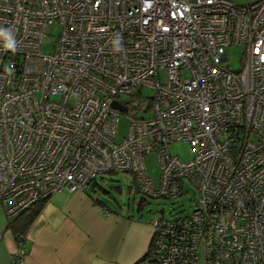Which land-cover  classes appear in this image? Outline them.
I'll list each match as a JSON object with an SVG mask.
<instances>
[{
  "label": "built area",
  "instance_id": "obj_1",
  "mask_svg": "<svg viewBox=\"0 0 264 264\" xmlns=\"http://www.w3.org/2000/svg\"><path fill=\"white\" fill-rule=\"evenodd\" d=\"M240 1L0 0L16 45L0 38L8 222L124 172L145 198L198 200L184 216L150 220L142 264H264V0ZM239 45L232 71L226 51ZM121 116L128 130L116 142ZM174 143L189 144L192 159L172 155ZM16 240L10 264H25Z\"/></svg>",
  "mask_w": 264,
  "mask_h": 264
},
{
  "label": "crops",
  "instance_id": "obj_2",
  "mask_svg": "<svg viewBox=\"0 0 264 264\" xmlns=\"http://www.w3.org/2000/svg\"><path fill=\"white\" fill-rule=\"evenodd\" d=\"M94 199L90 188L52 196L26 234L19 235L24 263L142 264L153 234L150 221L129 209L102 208ZM16 237L0 204V264H10Z\"/></svg>",
  "mask_w": 264,
  "mask_h": 264
},
{
  "label": "rangeland",
  "instance_id": "obj_3",
  "mask_svg": "<svg viewBox=\"0 0 264 264\" xmlns=\"http://www.w3.org/2000/svg\"><path fill=\"white\" fill-rule=\"evenodd\" d=\"M241 2L240 0H237ZM60 28L54 25L50 28V38L48 43H51L53 37H57ZM243 47L241 45L229 48L226 51L228 62L225 64L232 71L239 70L241 66ZM149 96L150 94L147 93ZM128 130V123L126 119L121 116L118 120L117 137L116 142H120L125 136ZM169 152L178 156L182 161H189L192 159V149L187 143H174L169 146ZM145 165L148 173L151 175L154 181L157 180L159 175V165L157 164L154 154L147 155L145 157ZM96 181L100 188L108 192L103 194L99 190V197L104 203L111 208L120 207L121 209H129V212H135L137 204L143 199V206L141 216L149 222L153 219L173 218L175 216L181 217L187 213H190L195 204L197 203V195L193 194V191L189 192V196L183 195L181 198L175 200H152L144 198L134 190L133 178L130 174L119 172L117 174H105L96 177Z\"/></svg>",
  "mask_w": 264,
  "mask_h": 264
},
{
  "label": "trees",
  "instance_id": "obj_4",
  "mask_svg": "<svg viewBox=\"0 0 264 264\" xmlns=\"http://www.w3.org/2000/svg\"><path fill=\"white\" fill-rule=\"evenodd\" d=\"M106 174H117L116 172H108ZM105 175V174H102ZM101 176V175H99ZM134 185V190L136 193L140 194L139 191L136 189L135 184ZM88 188H90V191L93 193V196L95 197L94 202L98 204L100 207L107 208L110 211L115 212V210L111 207H109L104 201L101 200L99 197V191L103 194H108L105 190L100 188V185H98V182L96 181V178H94ZM99 190V191H98ZM85 191V190H84ZM141 195V194H140ZM142 196V195H141ZM144 197V196H143ZM145 198V197H144ZM143 199L140 200V202L137 204V207L135 209L136 213L141 215V210L143 206ZM47 203V200H39L36 202L31 208L28 210L24 211L23 213H20L15 219H13L11 222H8V227L12 230V232L15 234V236L19 235H25L29 227L32 225L34 220L37 218V216L40 214L42 211L44 205ZM147 254L143 258V260L146 258ZM142 260V261H143Z\"/></svg>",
  "mask_w": 264,
  "mask_h": 264
},
{
  "label": "clouds",
  "instance_id": "obj_5",
  "mask_svg": "<svg viewBox=\"0 0 264 264\" xmlns=\"http://www.w3.org/2000/svg\"><path fill=\"white\" fill-rule=\"evenodd\" d=\"M0 38H3L5 40V44H4V47L7 48V49H11L13 51H15V40H14V37H13V34L11 33V30L10 29H7V28H2L0 27ZM115 51H119L120 50V43H119V39H117L115 41ZM6 71L11 74V71H12V66H8L6 68Z\"/></svg>",
  "mask_w": 264,
  "mask_h": 264
}]
</instances>
